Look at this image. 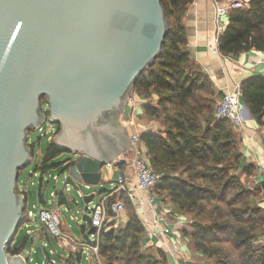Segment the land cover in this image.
Segmentation results:
<instances>
[{
	"label": "water",
	"instance_id": "95a60500",
	"mask_svg": "<svg viewBox=\"0 0 264 264\" xmlns=\"http://www.w3.org/2000/svg\"><path fill=\"white\" fill-rule=\"evenodd\" d=\"M167 33L161 0H0V264H27L8 246L23 222L29 134L56 124L52 144L72 155L64 185L100 184L131 147L119 118Z\"/></svg>",
	"mask_w": 264,
	"mask_h": 264
},
{
	"label": "trees",
	"instance_id": "16d2710c",
	"mask_svg": "<svg viewBox=\"0 0 264 264\" xmlns=\"http://www.w3.org/2000/svg\"><path fill=\"white\" fill-rule=\"evenodd\" d=\"M193 1L161 0L168 33L160 56L131 91L146 100L157 97L155 104L144 106V115L158 123V131L140 136L151 169L161 176L153 192L177 214L191 219L184 236L189 247L210 264H264V205L256 202L264 198V181L248 186L253 167L240 172L237 134L228 121L214 119V105L222 94L195 64L187 47L184 17ZM243 2V8L228 11L227 25L216 45L222 57L264 53V0ZM240 89L244 109L264 128V77H247ZM60 153L52 142L48 145L37 167L41 174L58 165L68 166L54 162ZM41 187L37 197L45 204ZM116 200L125 205L126 226L111 225L102 232L101 263L167 264L161 250L142 248L145 229L127 197L120 194L112 199ZM48 242L52 243L49 237ZM31 245L27 235L19 242L14 238L8 253L21 254Z\"/></svg>",
	"mask_w": 264,
	"mask_h": 264
},
{
	"label": "crops",
	"instance_id": "0c3cea01",
	"mask_svg": "<svg viewBox=\"0 0 264 264\" xmlns=\"http://www.w3.org/2000/svg\"><path fill=\"white\" fill-rule=\"evenodd\" d=\"M216 2V0H194L187 9L184 17V26L187 35V47L193 61L208 75L216 90L223 94L226 91H231L236 84H240L242 80L247 77H262L264 75V53L251 51L238 57H222L218 52L216 53V51H214L213 39L216 30ZM217 3L221 5L223 4L222 2ZM156 100L157 97L155 95H153L150 100H146L135 93H130L126 106L119 118V121L126 129L129 138L132 135H139L140 137L141 134L147 131L148 127L154 129V131L151 132L155 133L158 131V123L154 120L148 119L144 115V106L148 102L155 104ZM242 115L244 121L243 127L240 129H233L239 140L238 148L241 154L239 169L241 172L246 167L252 166L253 173L249 180L253 184H259L264 181V128L259 127L256 122L250 118L245 109H243ZM139 148L141 151L147 153L143 143H139ZM120 157L125 160L117 163V165L104 168L100 182L105 185L108 184L109 190L121 176L125 179L126 186L134 192L137 200L144 202L146 196L135 191L132 167L129 162V153H127V149ZM241 177L243 181L246 179L244 174H242ZM105 191L107 190L102 189L98 193L93 194L92 201L95 200V197L98 196V194H102ZM54 194L56 197H60V201L66 200L64 192ZM152 194L154 196L153 202L151 204L144 202V206L142 207L147 213L145 214V217L149 219L151 223L157 218L159 220L158 225L161 228L167 227L178 231L180 234V250L185 253L183 261L178 260V262H176L169 256L168 258L165 257L167 264H202L201 261H199L200 256L196 254L198 257V260H196L184 243V240L186 239L184 231H188L190 228L188 222L185 221V218L182 217V215L176 213L167 200H162L154 192H152ZM139 215L141 218V214ZM122 220L127 221L125 211L120 215V222ZM120 222L118 223V226H120ZM31 226V229L37 234V241L47 242L48 245L53 248V242L49 244L48 237L45 234L43 227L41 225L37 226L35 223L31 224ZM147 230H153L152 225H148V227L145 228L142 242L145 243L146 248L159 249L158 241L155 239L151 240L153 237L149 236L150 232ZM154 231L157 232V229H154ZM169 239L173 241L174 237L170 236ZM30 247L25 248L21 254L23 255ZM82 256L78 255L76 256V259L79 261ZM60 260H62V262L57 263H70V260L65 261L63 258ZM29 262L30 261H28L27 264Z\"/></svg>",
	"mask_w": 264,
	"mask_h": 264
},
{
	"label": "built area",
	"instance_id": "2783aa9c",
	"mask_svg": "<svg viewBox=\"0 0 264 264\" xmlns=\"http://www.w3.org/2000/svg\"><path fill=\"white\" fill-rule=\"evenodd\" d=\"M224 2L225 5H221L217 2L215 4L216 30L213 42L214 51H216V53L218 38L227 25L226 17L228 11L241 9L244 6L243 0H223L222 3ZM262 77H264V75ZM241 96L242 93L240 84H236L231 91L224 92L214 108L215 121H228L233 129L242 128L244 125L242 115L244 107L241 102ZM43 112H45L44 109ZM45 123L48 124V129H53L51 122L45 120L43 124ZM42 125L38 129L39 131L42 130ZM151 131H154V129L152 127H148L146 132ZM129 139L131 147L127 148V153H129V162L131 163L132 167V177L135 183V191L139 194H144L146 196L144 202H146L147 204H151L154 200V196L152 194L153 189L155 188L161 176L156 174L151 169L147 153L140 150L139 135H132ZM124 160V158L120 157L108 164L106 167L117 165V163L123 162ZM56 179L57 178H55V180ZM86 188L89 189V187ZM21 194L24 196V193ZM120 194H123L127 197L130 204L135 209L144 229L147 228L148 225H152L153 230H147L148 232H150L149 236L153 237L151 240L155 239L156 241H158L159 249L164 253L165 257L168 258L169 256L176 262H178V260L183 261L184 253L180 250L179 232L167 227L161 228L158 225L159 220L157 218L151 223L149 219L145 217V214H147L146 211L142 209V207L144 206V202L137 200L134 192H132L131 189L126 186L125 179L121 176L116 180L115 184H113L109 190L103 192L102 194H98L99 198L97 200H91V202L88 203L87 209L84 212L85 216L83 225L80 228L82 237H74L62 231V223L60 221L61 212L59 210V207H56L55 205L49 207L44 204V207L38 209L36 213L31 210L27 211L25 208L23 222L21 223L20 227L25 228V235L32 239L33 245L34 243H37V234L31 229V224L37 222L39 225H41L47 237L55 239V242L59 243L67 252L68 259L66 260L63 258V260L65 261L76 258V256L78 255L82 256L84 254H87V258L94 261L95 264H102L99 257L101 234L102 232L110 228L111 225L117 227L118 223L120 222V215L125 211V205L122 201H112L114 197ZM52 197L54 198L56 197V195L53 194ZM139 214H141V218ZM92 228L95 229V232L93 234H89V231ZM154 229H157V232H155ZM170 236L174 237L173 241L169 239ZM49 247L53 249L48 245L47 242H44V248ZM142 248H146L145 243L143 242ZM31 249L27 250L29 254H31ZM53 252L54 251L51 250L50 253ZM54 253L56 254V252ZM46 257V264H58L56 260L49 259L47 254ZM31 260L32 258L26 259L27 262Z\"/></svg>",
	"mask_w": 264,
	"mask_h": 264
},
{
	"label": "rangeland",
	"instance_id": "374dc122",
	"mask_svg": "<svg viewBox=\"0 0 264 264\" xmlns=\"http://www.w3.org/2000/svg\"><path fill=\"white\" fill-rule=\"evenodd\" d=\"M225 5V2L223 3ZM221 96L216 99V104L219 102ZM42 108L44 111H47V106L45 103L42 104ZM53 129H48V124L45 123L42 125V130L33 131L29 134L28 139L26 140L27 146L30 147L31 150V161L30 163L21 170L18 177V193H24L26 198L25 208L27 211L31 210L34 213L44 207V204L40 203L37 197V191L42 184V194L44 196V203L49 206L59 207L61 212L60 221L63 224L61 229L64 233H67L74 237H82L81 227L84 221V208L85 203L83 201V197L93 195L98 193L102 189L108 190L109 185H105L100 182V184L91 186L89 189L85 187L84 183H76L78 186V190H74L71 186H65L64 181L65 177H67V173L64 166L58 165L57 167L51 168L47 173L41 174L38 170L39 164L42 162L44 158L45 152L47 150L48 145L52 142L55 134L57 132L58 126L56 124H52ZM72 158V155L66 152L61 151V153L54 159L55 163L67 162ZM33 173V174H32ZM32 174V176H31ZM55 178H57L55 180ZM242 178V177H241ZM242 180V179H241ZM243 181V180H242ZM245 179L243 182H246ZM248 186L252 188L253 184H251L250 180ZM64 192L65 201L60 202V197H52L54 193ZM99 197L96 196L95 200ZM257 203L264 205V198H259L256 200ZM126 212V208H125ZM185 218V221L188 224H191V219L186 216H182ZM35 225L39 226L37 222H34ZM126 221L122 220L120 222V228H125ZM25 236V228L19 227L18 231L15 235V242H19ZM185 238V237H183ZM183 241V240H182ZM53 249L44 248V241H37L32 245L31 254L25 251L24 256L26 259L32 258V260L28 264H46L47 257L50 259H55L57 262H62L61 258H67V252L65 249L59 244L55 242V239L52 238ZM184 243L188 247V250L194 256L196 260H198V253H195L191 247H189L187 238L184 240ZM51 250L56 252V254L50 253ZM151 251V250H150ZM149 251V252H150ZM188 251V252H189ZM184 253V252H183ZM197 254V255H196ZM185 255V253H184ZM199 261L202 264H210L204 258L200 256ZM59 264V263H58ZM69 264H95L94 261L87 258V254H84L82 258L78 261L76 258H72Z\"/></svg>",
	"mask_w": 264,
	"mask_h": 264
}]
</instances>
